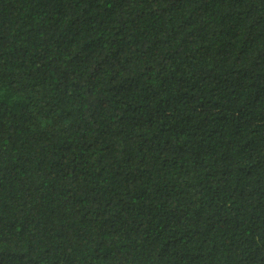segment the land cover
Instances as JSON below:
<instances>
[{
    "label": "trees",
    "instance_id": "1",
    "mask_svg": "<svg viewBox=\"0 0 264 264\" xmlns=\"http://www.w3.org/2000/svg\"><path fill=\"white\" fill-rule=\"evenodd\" d=\"M0 264H264V0H0Z\"/></svg>",
    "mask_w": 264,
    "mask_h": 264
}]
</instances>
